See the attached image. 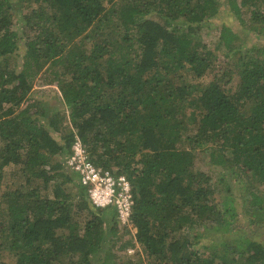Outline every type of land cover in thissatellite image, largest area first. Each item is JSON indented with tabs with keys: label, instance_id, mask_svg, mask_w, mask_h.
Returning <instances> with one entry per match:
<instances>
[{
	"label": "trees",
	"instance_id": "16d2710c",
	"mask_svg": "<svg viewBox=\"0 0 264 264\" xmlns=\"http://www.w3.org/2000/svg\"><path fill=\"white\" fill-rule=\"evenodd\" d=\"M221 5L264 33V0H0V187L10 164L27 186L0 194V264H95L107 221L116 234L117 211L98 207L65 164L76 135L97 166L132 183L136 232L121 250L139 243L149 264H264V243L250 237L228 232L208 257L200 247L234 195L232 173L246 176L250 202L264 209V44L241 41L224 21L212 48L202 30ZM219 49L230 66L203 79ZM38 76L57 84V103L33 97ZM200 151L209 170L196 167ZM33 179L52 182L54 195Z\"/></svg>",
	"mask_w": 264,
	"mask_h": 264
},
{
	"label": "rangeland",
	"instance_id": "374dc122",
	"mask_svg": "<svg viewBox=\"0 0 264 264\" xmlns=\"http://www.w3.org/2000/svg\"><path fill=\"white\" fill-rule=\"evenodd\" d=\"M112 2H109L111 4ZM18 14H15L14 21H19ZM151 17L161 20V18L155 13H150ZM217 19L211 21L208 25L203 27L202 34L205 41L212 47H216L219 45L220 39V26L222 22H227L232 25L236 31H238L241 35V41L250 44L252 42H257L260 44H264V33L258 34L255 31L249 29V27L245 24H242L237 18L230 14L227 8L224 5H221L219 13L216 15ZM245 17L249 21V14L246 11ZM23 48L18 50L19 55L14 57L15 66L20 65L22 61V53ZM222 49L218 50V58L215 63V69L209 72L203 79H210L214 76L216 72L221 73V67L230 66V57L224 53ZM229 78V77H228ZM239 81L238 75H233L232 79L227 84V87H231L230 90L234 91L237 88V83ZM33 97H39L43 100H49L51 104L57 103L58 95H60L59 87L56 83H48V81L42 77L35 79L34 87L32 91ZM63 115L64 113H68L66 109H62ZM41 116V115H40ZM63 121V126L70 123L67 116H65ZM44 123H47V118H42ZM48 124V123H47ZM64 128V129H65ZM63 129V130H64ZM62 131L56 132L59 136L62 134ZM206 153L200 151L198 154V159L196 162V167L203 168L204 170H209V167H212L208 163V156L205 158ZM214 180L218 185V182L222 181V184H225L226 181L221 179V172L214 170L213 173ZM230 183L233 184L234 195H230L228 197L229 202L224 206L222 203L218 207V212L215 214V217L212 218V225H208V234L206 236H202V244H200L201 249L205 250V254L207 257L210 255V251L213 244H217L220 248H222V244L220 243L224 237L227 236L228 239H233L238 236H246L250 237L264 243V209L258 208L255 204H252L250 189L248 188V180L246 176L243 177V182H241V176L237 174V172L232 173L230 176ZM26 183V175L23 173L22 168L18 164H10L5 167V177L0 187V194L7 189H15V188H23L27 189L26 185H21V183ZM32 186H39L40 191L43 194H47L50 196L54 195V185L53 183H44L40 179H33L30 183ZM76 180H73L71 183L66 184L68 189L74 193L76 191ZM256 188V185H253V189ZM257 189V188H256ZM260 189L264 190V186H260ZM216 199L223 200L224 197L227 196V190L223 189L220 191H216ZM264 192V191H262ZM77 198L73 195V200ZM227 206L231 208L228 210ZM227 210V212H225ZM74 217L83 218V212H77V209L73 208ZM77 213V215H76ZM113 222H106V240L103 242L102 249L95 254V264H109L112 261H115V264H119L121 261H134L137 264H141V262L145 264H149L150 257L143 250L142 246L137 243L135 246L129 247L127 250H121L120 245L126 241L127 239H134L136 227L134 225H123L119 221L117 222V232L113 233L112 229ZM196 228V227H195ZM197 229V228H196ZM204 230H206L204 228ZM226 234V235H225ZM224 235L222 239L220 237ZM226 238V237H225ZM211 239H214V241ZM196 240V239H194ZM0 242H1V234H0ZM205 244V246L203 245ZM4 248L0 246V249ZM10 254V255H9ZM3 256L9 261H14L15 256L9 251L3 250ZM237 261L235 262V264Z\"/></svg>",
	"mask_w": 264,
	"mask_h": 264
},
{
	"label": "built area",
	"instance_id": "2783aa9c",
	"mask_svg": "<svg viewBox=\"0 0 264 264\" xmlns=\"http://www.w3.org/2000/svg\"><path fill=\"white\" fill-rule=\"evenodd\" d=\"M65 164L87 187L90 199L98 207H114L121 224L134 225L132 183L125 174H115L109 168L97 166L78 135L75 136L72 153L66 157Z\"/></svg>",
	"mask_w": 264,
	"mask_h": 264
}]
</instances>
